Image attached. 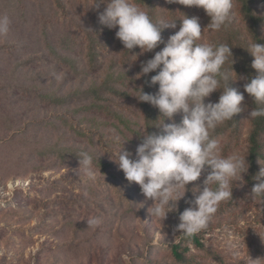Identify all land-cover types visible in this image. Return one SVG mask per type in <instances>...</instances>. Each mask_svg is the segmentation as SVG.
Masks as SVG:
<instances>
[{
    "label": "rangeland",
    "instance_id": "obj_1",
    "mask_svg": "<svg viewBox=\"0 0 264 264\" xmlns=\"http://www.w3.org/2000/svg\"><path fill=\"white\" fill-rule=\"evenodd\" d=\"M61 1L63 10L52 0H0V264H175L167 245L196 228L205 247L232 264H264V200L238 168L246 129L232 153L220 149L226 138L201 147L199 130L215 123L208 89L205 102L195 103L199 123L188 107H173L158 124L163 140L151 146L135 84L150 61L148 41L140 52L126 49L144 28L146 9L135 0ZM152 3L162 58L178 56L183 46L173 43L184 35L175 20L192 29L185 15L202 23L208 4ZM221 4L247 37L230 0ZM255 8L264 14V2ZM209 22L196 32L199 47L187 51L199 73ZM100 83L119 94L104 92L98 102L123 115L130 130L89 107L87 90ZM53 93L63 103L42 97ZM209 160L222 180L219 193ZM10 180L19 184L9 189Z\"/></svg>",
    "mask_w": 264,
    "mask_h": 264
},
{
    "label": "trees",
    "instance_id": "obj_2",
    "mask_svg": "<svg viewBox=\"0 0 264 264\" xmlns=\"http://www.w3.org/2000/svg\"><path fill=\"white\" fill-rule=\"evenodd\" d=\"M52 1L57 8L63 10L61 0ZM201 1L188 0V3L197 9ZM204 1L208 7L200 14L204 18L202 23L186 14L185 18L187 17V21L192 24V29H189L183 19L175 20L184 38L173 44L183 46V49L177 48L178 56L168 54L169 58H162L161 47L165 44L160 35L153 34L156 31V26L153 25L154 4L152 0H135L146 9L147 14L144 28L133 44L126 49L140 52L143 44L148 41L145 43L144 51L148 52L147 59L150 61L144 74L135 82L144 129L150 145L159 147L158 141L163 140L164 133L161 128L158 129V124H162L167 118L171 108L183 111L184 107H188L190 121L198 124L201 113L195 107V103L205 102L209 89L210 101L215 107L213 117L215 123L199 130L201 147L211 149L220 138H226L220 149L232 153L238 147L246 129L244 139L247 142V150L244 164H238L239 172L244 174L243 178L248 188L264 200V33H262L264 14H259L255 8L258 0H230L239 15V21L245 24L247 37H243L241 30L235 28L233 21L225 14L222 0ZM179 8L184 15V5ZM171 14L174 13L171 11ZM208 19L211 21L209 24L213 33L208 37L209 51L207 58L203 59L199 67L201 71L199 73L198 70H194V64L191 58H188L187 51L190 47H199L196 32L203 31ZM105 87V84L100 83L87 90L91 92L92 99L89 107H95L98 111L112 116L124 129L130 130L123 115L112 111L107 104L98 102L104 92L119 94L116 88L107 90ZM34 89L39 90L37 86ZM42 97L47 99L52 97L57 103H63L61 101L64 98L63 95L56 93L44 94ZM243 97L245 103H240ZM77 134L91 135L80 130H77ZM207 167L208 171L212 172L213 189L219 193L222 180L214 172L210 160ZM99 170L104 171L105 167L99 166ZM196 229L184 232L177 242L167 245L175 264H205L209 258L216 264H232L216 251L205 247L203 232L200 228Z\"/></svg>",
    "mask_w": 264,
    "mask_h": 264
},
{
    "label": "built area",
    "instance_id": "obj_3",
    "mask_svg": "<svg viewBox=\"0 0 264 264\" xmlns=\"http://www.w3.org/2000/svg\"><path fill=\"white\" fill-rule=\"evenodd\" d=\"M19 184L18 180H10L8 183H6V187L9 189H14L15 186Z\"/></svg>",
    "mask_w": 264,
    "mask_h": 264
}]
</instances>
